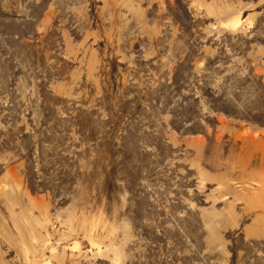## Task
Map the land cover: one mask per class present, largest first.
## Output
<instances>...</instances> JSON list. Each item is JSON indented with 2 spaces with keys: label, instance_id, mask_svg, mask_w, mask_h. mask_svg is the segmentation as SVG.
Masks as SVG:
<instances>
[{
  "label": "rangeland",
  "instance_id": "obj_1",
  "mask_svg": "<svg viewBox=\"0 0 264 264\" xmlns=\"http://www.w3.org/2000/svg\"><path fill=\"white\" fill-rule=\"evenodd\" d=\"M262 183L264 0H0V264H264Z\"/></svg>",
  "mask_w": 264,
  "mask_h": 264
},
{
  "label": "bare ground",
  "instance_id": "obj_2",
  "mask_svg": "<svg viewBox=\"0 0 264 264\" xmlns=\"http://www.w3.org/2000/svg\"><path fill=\"white\" fill-rule=\"evenodd\" d=\"M237 21H238V19L234 18V19L230 20V23L232 25H236ZM248 190L254 191L253 196H252L253 201L255 202L256 206H258L260 208V210L262 212H264V183L259 184L257 186H253V187L249 188Z\"/></svg>",
  "mask_w": 264,
  "mask_h": 264
}]
</instances>
